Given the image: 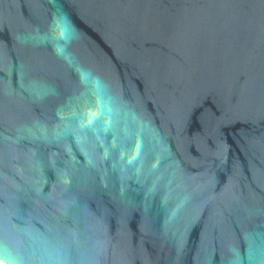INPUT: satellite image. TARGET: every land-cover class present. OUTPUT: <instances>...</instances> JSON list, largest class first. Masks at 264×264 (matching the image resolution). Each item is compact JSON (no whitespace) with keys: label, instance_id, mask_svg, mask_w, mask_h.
Instances as JSON below:
<instances>
[{"label":"water","instance_id":"obj_1","mask_svg":"<svg viewBox=\"0 0 264 264\" xmlns=\"http://www.w3.org/2000/svg\"><path fill=\"white\" fill-rule=\"evenodd\" d=\"M0 264H264V0H0Z\"/></svg>","mask_w":264,"mask_h":264}]
</instances>
